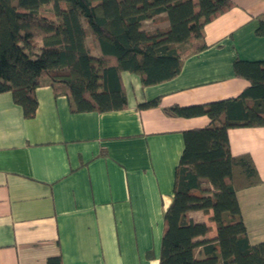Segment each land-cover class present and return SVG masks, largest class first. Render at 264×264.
<instances>
[{"label":"crops","instance_id":"0c3cea01","mask_svg":"<svg viewBox=\"0 0 264 264\" xmlns=\"http://www.w3.org/2000/svg\"><path fill=\"white\" fill-rule=\"evenodd\" d=\"M228 1L203 28L207 46L185 57L175 77L142 86L138 75L121 73L123 109L72 112L67 96L45 84L25 118L10 92L0 93V264H45L55 255L61 264L159 263L182 132L210 123L164 108L236 98L249 82L233 61L264 59L256 33L264 0ZM155 97L158 105L138 107ZM227 138L231 154H248L260 177L235 193L256 244L264 241V126L230 127ZM187 214L209 226L197 239L215 237L211 209Z\"/></svg>","mask_w":264,"mask_h":264},{"label":"trees","instance_id":"16d2710c","mask_svg":"<svg viewBox=\"0 0 264 264\" xmlns=\"http://www.w3.org/2000/svg\"><path fill=\"white\" fill-rule=\"evenodd\" d=\"M229 6L228 0H0V93L10 92L25 118L35 115V89L45 84L67 96L72 112L123 109V71L138 75L142 86L175 77L185 57L207 46L205 24ZM256 33L264 35V20ZM233 71L249 82L238 97L164 108L171 116L206 115L210 123L182 132L158 264H264V241L249 243L235 194L260 177L248 154H231L227 138L230 127L264 126V59L236 58ZM196 209L212 210V240L197 239L209 226L188 217ZM45 264H61V257Z\"/></svg>","mask_w":264,"mask_h":264},{"label":"rangeland","instance_id":"374dc122","mask_svg":"<svg viewBox=\"0 0 264 264\" xmlns=\"http://www.w3.org/2000/svg\"><path fill=\"white\" fill-rule=\"evenodd\" d=\"M153 25L154 24L151 21L148 20V21L144 22L143 27L149 29V28H152Z\"/></svg>","mask_w":264,"mask_h":264}]
</instances>
